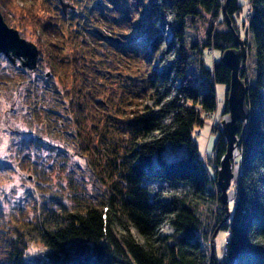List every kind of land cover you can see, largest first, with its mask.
<instances>
[{
  "label": "trees",
  "instance_id": "obj_1",
  "mask_svg": "<svg viewBox=\"0 0 264 264\" xmlns=\"http://www.w3.org/2000/svg\"><path fill=\"white\" fill-rule=\"evenodd\" d=\"M247 6L255 81L248 85L249 117L233 160L240 172L231 184L229 216L225 218L216 186L225 153L218 123L210 128V135H216L213 150L203 158L192 134L208 120L205 114L216 111L214 85L228 84L229 70L220 57L237 48L234 15L241 7L237 0H137L127 9V25L131 44H143L136 41L143 33L148 41L146 63L153 62L138 95L151 105L136 102L121 111L127 115L120 122V148L109 145L106 131L112 123L104 112L107 102L98 99L96 51L83 49L74 31H68L70 53L50 69L60 83L70 136L103 197L93 202L32 195V217L23 215L22 204L0 198V264H264V0H247ZM139 10L143 18L132 21ZM204 18L205 39L199 43L196 23ZM220 24L226 29L218 30ZM37 26L47 35L57 31L52 22ZM124 49L111 56L116 65L136 59L135 52ZM205 49L210 67L202 58ZM214 51L220 54L217 60ZM240 77L246 82L244 69ZM225 112L226 107L221 115ZM167 143L185 145L187 156L168 161L162 155ZM36 144L28 138L22 146ZM168 227L171 233L165 234ZM219 231L225 236L217 255ZM32 244L38 252L28 260Z\"/></svg>",
  "mask_w": 264,
  "mask_h": 264
},
{
  "label": "rangeland",
  "instance_id": "obj_2",
  "mask_svg": "<svg viewBox=\"0 0 264 264\" xmlns=\"http://www.w3.org/2000/svg\"><path fill=\"white\" fill-rule=\"evenodd\" d=\"M96 1L107 8V17L109 18L119 14L118 6L127 11L137 2V0H121L115 5L112 0H87L89 6L95 4ZM237 3L241 7V11L234 15V21L240 39L245 40L248 45L241 69H244L247 84L253 85L255 81V47L250 34L246 31L247 0H237ZM21 4L20 1L8 4L5 9L10 20H7V16H2V18L6 24L19 30L22 39L24 38L36 46L38 57L35 71L28 74L26 73L28 70L11 64L0 54V198L5 196L12 205L22 204L25 206L22 211L23 215L32 217V195L35 197L40 194L44 199H46L45 196L61 197L63 200L67 196L68 200L85 199L96 202L103 197V194L101 188L93 182L92 175L86 168L84 159L80 157L74 139L70 136L68 127L70 123L65 113V102L59 93L60 83L50 69L52 66L56 68L60 56L70 53L67 45L69 40L66 37L68 31L71 30L66 27L65 22L57 19L54 22L56 25L54 29L57 31L53 34H44L41 26H37L41 22L30 21L28 15L20 9ZM28 8V11L36 12L33 6L29 5ZM0 14L2 15L1 10ZM142 14L141 10L135 12L132 21L142 19ZM206 26V18L196 23V39L199 43L204 42ZM224 29H226V25L220 24L218 30ZM130 30L132 29L126 28L124 32L121 31V34L131 37L132 31ZM189 31L190 29L186 28L185 34ZM49 41L58 44L60 48L52 49ZM136 41L143 44H131L132 41L123 42V46L129 53H136V59L127 58L121 61V65H116L102 57L98 43L95 45V58L92 59L94 67L100 74L95 76V81L101 84V93H98V99L107 102L108 109L104 112L109 114L108 122L112 123L109 124L111 128L106 131L107 137L112 138V141H108V143L115 148H120L123 138L120 122L127 115L121 111L127 110L126 107L133 106L136 102H138L137 105L139 103L151 105L146 98L140 97L141 93L140 96L138 94L142 87L141 78L146 69L152 66L153 61L150 60L149 66L146 63L150 50L145 34L137 36ZM91 47L90 44L82 46L85 50L86 48L90 50L93 48ZM52 52L58 55H54ZM219 55L218 51H214L213 58L217 60ZM202 58L205 66L210 67V57L206 49L203 51ZM46 72H48V76H45ZM226 89L225 84L214 85L215 120L217 123L225 108ZM131 95H136L137 98H133ZM33 108L35 111H32ZM65 130L67 132H64ZM196 131H199L198 135H196ZM192 137L201 158L205 153L209 154L213 150L216 135H210L209 120L201 128L195 129ZM28 138H33L37 144L30 148L22 146L23 140ZM162 155L168 161H172L186 157L187 149L185 145L172 147L170 143H167ZM228 207L229 211H232V202H229ZM3 208L6 209L4 205ZM170 233L171 229L166 228L165 234ZM224 236L225 232L219 231L215 237L217 255L221 254L219 252L222 249ZM37 249L35 244L31 245L27 255L28 260H32L33 256L37 254Z\"/></svg>",
  "mask_w": 264,
  "mask_h": 264
},
{
  "label": "water",
  "instance_id": "obj_3",
  "mask_svg": "<svg viewBox=\"0 0 264 264\" xmlns=\"http://www.w3.org/2000/svg\"><path fill=\"white\" fill-rule=\"evenodd\" d=\"M63 13L72 8L69 4L61 2ZM225 21L229 24L227 17ZM114 39L117 38L104 36ZM237 48H229L221 53L220 63L229 70L227 95L225 99L226 112L221 115L218 122L220 133L225 141V153L219 160L216 170V186L219 192V202L225 212V218L229 216L228 203L234 197L231 184L235 183L240 172V165L233 163L239 156V146L245 136V128L249 117L246 103L248 84L240 77V69L246 58V48L238 35L235 34ZM0 54L11 64L19 61V66L32 72L36 69L38 50L36 46L18 35V32L3 21L0 14ZM45 76H48L46 72ZM240 128V130H239ZM213 239H211L212 243Z\"/></svg>",
  "mask_w": 264,
  "mask_h": 264
},
{
  "label": "flooded vegetation",
  "instance_id": "obj_4",
  "mask_svg": "<svg viewBox=\"0 0 264 264\" xmlns=\"http://www.w3.org/2000/svg\"><path fill=\"white\" fill-rule=\"evenodd\" d=\"M14 1H20L22 3L20 9L28 15L30 21L34 20L35 22L41 23H43L42 21L52 22V26L56 27L54 22L58 19V21L65 22L66 27L69 30L74 31L81 46L90 44L93 47L91 48L95 51V45L98 43L102 57L107 61L109 60L113 62L111 56L123 52L125 50L123 42L130 41L129 36L126 37L121 34L126 28H128V25L127 11L121 9L119 6V14L116 16L113 15L109 18L107 17V8L103 7L99 1H96L95 4L89 6L87 0H0L1 16H7V20H10V18L8 17L5 8H7L8 4H11ZM120 1L121 0H112L115 5L120 3ZM61 2L69 4L72 8L67 9V11L63 13ZM29 5L33 6V9H36L35 13L28 11ZM7 25L10 28L15 29L20 36L17 28H14V26L10 24ZM104 36L117 38L118 41L116 42L114 39ZM20 37L22 38V36ZM17 62L18 63L14 64L19 67V61L17 60ZM26 73L29 74L31 72L26 71Z\"/></svg>",
  "mask_w": 264,
  "mask_h": 264
},
{
  "label": "built area",
  "instance_id": "obj_5",
  "mask_svg": "<svg viewBox=\"0 0 264 264\" xmlns=\"http://www.w3.org/2000/svg\"><path fill=\"white\" fill-rule=\"evenodd\" d=\"M204 116L208 118V120L210 121V128H212L214 126V124H216V120H215L216 112H212L210 114H205ZM226 239H227V237L225 238V240Z\"/></svg>",
  "mask_w": 264,
  "mask_h": 264
}]
</instances>
